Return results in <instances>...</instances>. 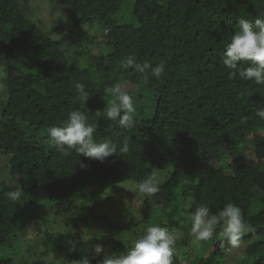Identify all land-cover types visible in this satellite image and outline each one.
Returning a JSON list of instances; mask_svg holds the SVG:
<instances>
[{"label": "trees", "instance_id": "16d2710c", "mask_svg": "<svg viewBox=\"0 0 264 264\" xmlns=\"http://www.w3.org/2000/svg\"><path fill=\"white\" fill-rule=\"evenodd\" d=\"M57 1L76 18L63 23L64 31L55 37L29 18L23 0H0L5 59L0 154L6 158L0 173V264H46L40 257L48 250L27 249L21 239L32 238L26 235V217L48 205L62 219L61 236L67 241L65 256L56 264H84V258L99 264L91 259L96 243L103 244L100 258L120 255L133 242L112 235L128 236L131 230L140 235L149 224L182 235L173 264H221L234 248L216 235L199 247L192 243L186 221L190 210L184 207L189 200L207 203L213 213L227 202L237 204L250 225L239 245L242 259L264 264V120L256 115L264 106V85L229 80L222 61L238 19L264 16V0H135L137 24L117 20L122 0ZM96 22L104 29L100 39L87 28ZM54 23L56 31L61 26ZM73 45L83 49L72 51ZM129 54L138 62L163 61L166 74L143 83L141 74L119 68ZM75 82L85 84L90 94L86 110L96 124L97 141L107 138L121 147L127 139L122 157L113 154L102 163L74 150L64 156L48 145L46 129L80 107L74 103ZM120 82L153 95L149 115L138 110V125L131 130L95 116L106 106L103 88ZM248 150L257 163L250 162ZM81 161L88 166L81 168ZM153 170L165 182L152 198L128 189L118 197H102L105 189L123 181L138 183ZM17 186L24 190L22 204L6 197ZM101 223L111 236L87 242L84 238L95 236ZM39 232L42 243L55 239L42 228ZM133 235L134 240L138 235ZM61 249L56 246L54 256Z\"/></svg>", "mask_w": 264, "mask_h": 264}, {"label": "clouds", "instance_id": "9594fccd", "mask_svg": "<svg viewBox=\"0 0 264 264\" xmlns=\"http://www.w3.org/2000/svg\"><path fill=\"white\" fill-rule=\"evenodd\" d=\"M222 61L229 70L227 73L229 80L239 77L242 81H255L258 85H264V16H257L254 20L243 17L238 19V29L225 46ZM119 68L133 69L141 74L143 83H147L150 78L159 80L166 74L163 61L155 65L149 60L138 62L134 54L122 57ZM74 90L76 93L74 103H78L80 107L71 110L61 124L46 129L48 145L64 156H69L74 150L77 154L102 163L113 154L122 157L128 151L127 139L121 147L107 138L98 142L94 136L96 124L89 122V112L86 110V102L90 97L86 85L75 82ZM103 90L106 106L95 111L96 118H105L123 129L131 130L137 127V104L134 101V94L128 87L123 83H117L106 86ZM256 115L264 120V106L257 109ZM80 166L86 168L88 165L81 161ZM164 182L165 176L153 170L131 187L122 186L150 199L159 192L160 185ZM252 188L254 191H261L258 185H253ZM23 194L24 190L17 186L8 191L6 197L12 203L22 204ZM110 194L111 189L102 197ZM184 207L190 210L187 211L186 221L190 224L189 235L192 243L197 247L212 240L216 235L221 243L226 241L232 248H236L240 245L241 237L250 228L241 208L233 202L225 203L216 213L212 212L207 203L197 204L194 200L187 201ZM104 235L103 231H98L95 236L84 239L87 242L93 237L100 240ZM180 239L179 234L170 231L166 226L149 224L144 227L142 234L135 238L127 251L120 255H107L99 264H173ZM93 250L96 254L103 252V244L96 243ZM84 264H90V261L84 258Z\"/></svg>", "mask_w": 264, "mask_h": 264}, {"label": "rangeland", "instance_id": "374dc122", "mask_svg": "<svg viewBox=\"0 0 264 264\" xmlns=\"http://www.w3.org/2000/svg\"><path fill=\"white\" fill-rule=\"evenodd\" d=\"M23 1L27 5V11H28L27 14L29 18L33 20L34 22L37 21L40 24L44 25V27L48 31H50V33H52L51 31H53L52 35L55 37L59 35L62 31H64L63 23L66 24L69 21H72V20L74 21L76 18L75 14L68 11L69 9L68 7L62 5V3H60L57 0H23ZM134 2L135 0H122L121 9L119 13L116 15V18L119 22L137 24V19L133 12ZM66 8H67V12H66ZM56 21L60 22L61 27L58 30L54 31L53 27L55 26L54 22ZM87 28L98 39H100V37L103 35L104 29L98 22L94 23L93 25H87ZM77 48L78 47L76 45H73L72 51L77 50ZM78 49H83V48L80 47ZM82 55L83 57L86 56V54H82ZM83 59L84 58H82V61ZM4 62H5L4 56L0 52V70L3 68V65H5ZM83 63H85V61H83ZM13 67L15 68V66ZM3 74L4 73H1L0 71V75H3ZM120 83L125 84L128 87V89L134 94V101L137 104V111L145 110L146 114L149 115L150 110L153 108V103L151 101V98L153 95L128 82H120ZM2 88L5 89V87H2L0 85V94L2 92ZM147 106H149L150 108ZM246 155L249 158L250 162L257 163V160L255 156L253 155L252 150H248ZM4 165H6V158L0 154V173L5 170ZM132 184L134 185L135 182L123 181V182H120L114 186H111L105 189L103 193L106 195L108 191L111 189V194L108 196L118 197V195L122 191H127V189L124 188L123 186L128 187V185H132ZM137 198L138 197H134L135 202H137L138 200ZM48 206H42L41 208L35 209L33 213H30V215L26 217V222H27L26 235H28L29 237H32L35 241L32 238H26L25 236H23L21 240L25 245L24 247H26L27 249L33 246L34 249L36 250L39 249L38 252H42L43 250L44 251L48 250V253L44 254L43 256L41 255L40 259H42V261H45L46 264H56V263H59L65 256L64 247L66 246L67 241L65 238L61 236L62 235L61 232L64 229V225L62 224V221H61L62 219L53 213L54 210L50 209L52 211H48L49 209ZM101 211L102 210H99V212ZM45 212H48V213L45 215V217H43ZM39 223L41 227H38ZM99 226H97L93 232L96 235L98 231H103L105 235L99 240L100 242H103L106 240V238H109L111 234L109 233L110 231L107 226H104V224L102 223L99 224ZM41 228L45 232L46 231L51 232L50 236L52 239H53V235L55 236L54 237L55 239L51 242V244L41 242L43 238V237H40L42 236L41 232H39V229L41 230ZM68 231L70 234H73L70 228H68ZM134 233H137V235L139 236V232L137 230L129 231L128 236L124 234H114L112 236H115V238H118V239H121V238L123 239L127 237L128 239H131L132 242L134 243V240H135V239L133 240V237H135V235H133ZM89 236H92V235H89ZM128 243H131V242H128ZM56 246H60L62 249H61V252H56V256H54L52 251ZM16 247L19 250H21L23 248V245L22 243H17ZM241 248L242 247L239 246L237 248L229 250L225 258L221 261V264H249V261H245L242 259ZM36 250L33 252L34 254L35 253L38 254ZM93 258H97L99 261H102L104 259V258H100L99 254L93 255L91 259ZM16 259L18 262H20L21 258L20 256H16Z\"/></svg>", "mask_w": 264, "mask_h": 264}]
</instances>
